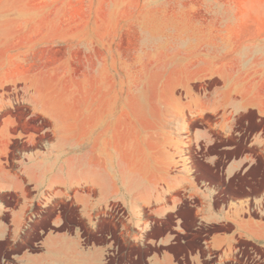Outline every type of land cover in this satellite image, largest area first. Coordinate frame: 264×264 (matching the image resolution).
<instances>
[{
  "label": "crops",
  "instance_id": "obj_1",
  "mask_svg": "<svg viewBox=\"0 0 264 264\" xmlns=\"http://www.w3.org/2000/svg\"><path fill=\"white\" fill-rule=\"evenodd\" d=\"M122 1L88 88L41 86L0 0V264H264V0Z\"/></svg>",
  "mask_w": 264,
  "mask_h": 264
},
{
  "label": "rangeland",
  "instance_id": "obj_2",
  "mask_svg": "<svg viewBox=\"0 0 264 264\" xmlns=\"http://www.w3.org/2000/svg\"><path fill=\"white\" fill-rule=\"evenodd\" d=\"M123 4H126V1L123 3L122 0H13V6L27 9L29 26L35 24L36 20L40 23L41 18L44 28V41L27 49L29 74L43 72L41 78L43 87H74L80 83L88 88L100 87L104 80L96 78L92 73L101 70L107 50L101 47L98 39L101 33L114 23L116 10L124 12L125 23H131V7L126 9ZM28 30L29 36L34 33L30 28ZM20 50L23 49H14V52ZM140 70L141 73H146V65H141ZM52 71L69 72L73 73V76L59 80L51 79L46 73ZM157 82V79L147 78L139 81L141 103L148 102L152 93L147 89L157 87ZM130 83L131 81H128L125 87ZM18 86H9L8 88L13 91L8 96L13 100L10 109L12 114L22 121L29 115V109L24 103L15 102L18 91L14 89ZM48 126V121L36 116L29 118L25 124L28 132ZM49 134V131H46L42 137L48 138ZM22 147L19 145L16 148ZM74 223L77 224L78 220Z\"/></svg>",
  "mask_w": 264,
  "mask_h": 264
}]
</instances>
